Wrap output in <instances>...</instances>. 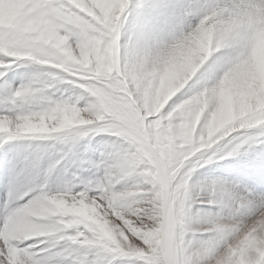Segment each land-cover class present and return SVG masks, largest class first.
Listing matches in <instances>:
<instances>
[{"label": "clouds", "instance_id": "obj_1", "mask_svg": "<svg viewBox=\"0 0 264 264\" xmlns=\"http://www.w3.org/2000/svg\"><path fill=\"white\" fill-rule=\"evenodd\" d=\"M127 5L0 0V88L14 67L30 69L0 102V148L115 138L99 200L45 192L41 158H25L32 185L16 199L31 198L13 211L12 242L63 241L144 264L161 250L166 264H241L239 246L255 240L264 257V211L241 220L195 209L204 193L193 183L209 150L264 125V0L195 4L154 44L122 40Z\"/></svg>", "mask_w": 264, "mask_h": 264}, {"label": "rangeland", "instance_id": "obj_2", "mask_svg": "<svg viewBox=\"0 0 264 264\" xmlns=\"http://www.w3.org/2000/svg\"><path fill=\"white\" fill-rule=\"evenodd\" d=\"M170 2L171 0H128L121 29L122 40L153 44L166 42L171 38L176 24L191 10V7L205 3L206 0H174L172 4ZM28 71L30 69L22 67H14L9 71L8 76L11 78L7 79L4 88H0V102H3L4 93L18 84ZM241 134L246 135L243 142L238 143V147L225 148V142L221 141L209 150L215 154L210 159L206 156L197 165L193 183L197 186V191L203 192L204 195L197 198L195 209L206 208L208 210L206 213L213 215L231 214L239 206L240 212L247 214L252 207L264 206V127L239 129L233 135ZM114 140V137L107 135L76 137L61 143L38 140L44 142L46 146L43 153L38 155L42 161L39 183L43 186V190L67 191L71 194L74 191H84L94 187L103 175L104 157L112 150ZM30 144H20L19 150L23 151ZM6 152L9 153L7 150L4 151L0 170L7 181L6 189L9 194L3 197V204L0 199V222L5 217L3 211L9 212L15 206L16 193L23 181L8 169L9 157ZM228 152L231 154L229 155ZM49 158H56L55 160L59 161L50 171L48 166L55 160L51 161ZM19 175L21 176L20 172ZM27 175V180L30 182L24 180L23 184L31 186V175L29 172ZM15 181L17 185L19 184L18 188L14 186ZM13 186L16 190L11 195ZM30 242L37 243L35 240L26 243ZM62 245L63 242H57L50 248L54 252H63ZM54 259L60 264L65 261L69 264H143L137 258L110 256L95 249H85L79 253L73 252Z\"/></svg>", "mask_w": 264, "mask_h": 264}, {"label": "snow or ice", "instance_id": "obj_3", "mask_svg": "<svg viewBox=\"0 0 264 264\" xmlns=\"http://www.w3.org/2000/svg\"><path fill=\"white\" fill-rule=\"evenodd\" d=\"M11 2L17 3L18 0H11ZM22 8L23 6H21L20 9H17L16 15L18 16L23 15ZM0 59L6 60L7 58L0 57ZM10 78H11L10 76H7V79ZM257 126L264 127V125H257ZM253 128H249V129H253ZM237 131L234 133H237ZM234 133H232V135L227 140L224 141L225 148H228L230 146L233 148L238 147L239 144L236 143L235 141L244 140V136L246 134L234 136L233 135ZM228 154L230 155L231 152H228ZM65 193L69 197L75 196L77 199H79L81 195L86 199H90L91 196L95 194L98 200L100 199V195L102 194L99 188H94V187H90L84 191H78V192L74 191L71 192V194H69L67 191H65ZM30 198L31 196H28L27 199H25V201H27ZM25 201L17 200L12 210L9 211L8 214L4 217L3 221L0 222V264H60V262L54 259L55 257L62 256L65 254H70L73 252L79 253L82 250L90 249V248H79V247L70 249L69 245L63 241H62L63 242L62 247L64 249L63 252H54L51 250V248L47 247L45 244L40 243L39 241H37L36 244H28L26 243L28 241H26L23 244L24 247H21V245H19L18 243H13L11 240L12 230L14 227L13 211L14 209L20 208ZM101 202L103 203L104 201ZM260 211H264V206L252 207L247 214L240 212V208L238 206L231 214L236 218L243 220L249 216L257 214ZM257 231H260V229L258 228ZM66 235L75 236L76 231L72 230L68 232ZM41 244L44 245V247L42 248L39 247ZM257 247H259V244L255 240L251 243L241 244L239 246L237 259L241 262V264H264V257L256 253ZM37 249L39 250L37 251ZM167 259H168L167 253L161 250L160 254L152 259L151 264H166ZM63 264H69V262L65 261L63 262Z\"/></svg>", "mask_w": 264, "mask_h": 264}, {"label": "bare ground", "instance_id": "obj_4", "mask_svg": "<svg viewBox=\"0 0 264 264\" xmlns=\"http://www.w3.org/2000/svg\"><path fill=\"white\" fill-rule=\"evenodd\" d=\"M171 2H174V0H171ZM3 114H7V109L6 108L3 111H0V115H3ZM30 143H33V144H30ZM20 144H30V146H26V148H24V150L21 151V150H19ZM44 144H45L44 142H38V140H33L32 142L29 141V140H22V141H7V140H5L4 147L3 148H0V164L2 162L1 159L3 158V153H4L5 150H7L9 152V153L6 152L7 155H8V157H9V159L7 161V167H8V169H10L11 172H13L21 180H23L21 184H22V186H24L25 188H27L30 185H24L23 184L24 183V180L27 183L30 182V180H27L28 171L26 170V166L24 165V164H26V159L25 158L26 157L31 158V157H34V156H37V155H40L41 153H43V150L46 148V146ZM104 158H106V156ZM49 159L51 161H54L56 158H53V159L49 158ZM55 161H58V160H55ZM18 164H19V166H18ZM19 172L21 173V176L19 175ZM12 181H13V179L11 178V182ZM31 181H32V177H31ZM7 185H8L7 184V181H5V178L3 177V173L0 170V199H2V204H3V197L5 195H8L9 194V192L6 189V186ZM14 186L16 188H18L19 187V184L17 185V183L15 181ZM14 186H13V189L11 188L12 189V191L10 192L11 195H13L14 194V191L16 190V189L14 190ZM200 210L206 212L207 209L206 208H201ZM3 213L6 216L8 214V211L7 210H4ZM28 244H35V242H30ZM41 246H44V245L41 244L39 247H41ZM21 247H24V245H21Z\"/></svg>", "mask_w": 264, "mask_h": 264}]
</instances>
